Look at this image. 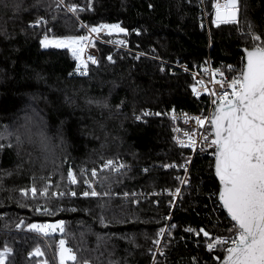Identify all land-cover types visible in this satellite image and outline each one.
I'll list each match as a JSON object with an SVG mask.
<instances>
[{
  "label": "trees",
  "instance_id": "obj_1",
  "mask_svg": "<svg viewBox=\"0 0 264 264\" xmlns=\"http://www.w3.org/2000/svg\"><path fill=\"white\" fill-rule=\"evenodd\" d=\"M73 5L80 10L70 11ZM237 20L217 25L210 16L208 32L200 22L198 0H0V252L10 250L4 264H59L57 237L81 263L216 264L215 256L225 250L209 251V238L185 231L204 229L210 238L233 233L234 223L217 202V182L206 156L195 154L191 161L189 183L168 220L175 227L166 229L159 253L155 241L170 211L168 195L159 193L154 203L121 194L178 185L181 169L163 167L184 157L172 140L170 121L135 115L143 107L204 108L205 96L191 93L192 76L171 74L169 62L192 66L209 54L237 69L241 48L254 44L246 34L264 38V0H239ZM102 24L121 25L131 48L153 52V47L165 61L93 39L97 63L84 61L82 75L78 66L83 63L70 49L40 43L46 35L78 36L86 31L83 25ZM108 157L130 165L98 173L96 186L110 195L45 199L21 193L46 180L50 193H78L81 173ZM69 168L78 176L76 185L66 179ZM43 205L55 215L35 210ZM37 220L63 221L64 232L37 235L28 227ZM37 248L43 255L31 253Z\"/></svg>",
  "mask_w": 264,
  "mask_h": 264
},
{
  "label": "snow or ice",
  "instance_id": "obj_2",
  "mask_svg": "<svg viewBox=\"0 0 264 264\" xmlns=\"http://www.w3.org/2000/svg\"><path fill=\"white\" fill-rule=\"evenodd\" d=\"M213 7L216 16L214 22L217 25L238 22L239 0H225L223 4L218 0ZM69 10L76 12L80 9L73 5L70 6ZM42 22V20L36 21L37 24ZM103 31L125 33L126 29L119 24H102L90 28V32L95 34ZM246 35H249L254 42L251 49H245L246 65L240 75L231 79L230 82L214 81L222 89H231V92L225 90L219 94L212 93L217 96V99L213 100L216 107L212 117L208 119V122L212 125L211 135L214 137L211 139L210 145L215 147V175L219 178L221 185L219 199L234 222L233 235L210 238L209 232L204 229L199 231L191 228L185 229L188 232H195L198 236L202 233L205 238H209L207 243L209 251L218 246H224L226 255L222 264H264V38L254 32ZM86 40H89V38L85 36L49 39L46 35L40 43L45 48L51 46L70 49L73 56L83 63V68L78 66V71L83 75L86 74L84 69H86L87 63L82 60L81 54L84 51L83 44ZM120 43L123 44V41H120ZM108 59L111 60V56ZM87 60L93 64L97 63L92 56H88ZM216 71L223 77V72ZM197 83L203 85L204 82L198 81ZM193 92L199 94L195 86ZM144 115H148V113ZM194 119L198 125L202 127L205 125L206 118L195 117ZM185 135L188 136L187 142L180 141V143L188 147H194L196 141L188 133H185ZM203 139L208 142L207 136H204ZM2 147L3 145H0V148ZM113 165L114 162L108 160L104 163L103 168H113ZM124 167L123 164L119 165V168ZM164 167H177V165H165ZM179 167H185V165ZM185 171H187L186 167ZM97 176V170L92 169L91 177ZM66 179L72 185L79 182L77 174L71 168L67 172ZM83 182L90 189L80 194L84 197L110 195L108 192H97L93 188L91 180ZM186 182V180H181V183ZM50 183V180H46L40 188H37L33 183L30 188L22 189L21 193L24 196L30 194L32 198L43 197L45 199L60 198L65 195L77 196L76 191L50 193ZM179 193L180 189L177 188L170 194L178 196ZM124 195L125 197L129 196L128 193ZM35 210L41 214L55 215V211L46 205L38 206ZM72 211H75V209H72ZM101 222L103 223L102 217ZM28 227L30 230H35L44 235H48L46 229L64 232L63 221L54 224L33 223ZM171 227H175V225H170L169 228ZM165 232L166 229L161 228L157 233L158 237L164 236ZM155 242L159 243V240ZM9 251L5 248L3 252H0V264H4L5 256ZM32 254L43 255L38 248ZM66 261L81 264L73 250L66 247V241L61 239L59 241V264H66ZM82 264H89V261L84 260Z\"/></svg>",
  "mask_w": 264,
  "mask_h": 264
},
{
  "label": "built area",
  "instance_id": "obj_3",
  "mask_svg": "<svg viewBox=\"0 0 264 264\" xmlns=\"http://www.w3.org/2000/svg\"><path fill=\"white\" fill-rule=\"evenodd\" d=\"M217 2L218 0H198V8L200 12V22L206 27L209 26L210 16H213V13L215 11L213 5L216 4ZM219 2L223 4L225 0H219ZM83 26L85 27L86 31L85 33H82L78 36H85L89 38V40H86L83 44L84 51L81 54L83 61L91 62L87 60V57L92 56L96 58L97 56V49L92 44L93 39L107 43L108 45L116 49H123V50L131 51L134 53V55H144V56H149V57L158 59L161 62L165 61L154 52L153 47H151L153 52H150V51L145 52L144 50L131 48L129 45L126 32L119 33V32L113 31L111 33H108L107 31H103L99 34H95V33L90 32L89 27H86L85 25ZM106 33H108V35L104 37L103 35ZM120 41H123V44H121ZM240 62H241V66H239L237 69H230V66L228 64L223 63L222 60H218V61L213 60V58L209 54H207L202 60H200L196 64H193L192 66H189L187 63L182 62V61L169 62L170 64L169 72L171 74L181 72V73H188L192 76L193 83L191 85V93L193 96L204 95L206 98V106L202 108L200 111H189V110H184L179 107H175L167 111H160V110H152L149 107H143V108H140L135 115V118L137 120H143L147 116H164L165 118H167L171 123L173 142L175 143L177 147H181L184 149V152L182 153L184 157L180 163L176 164V163L171 162V163H167L163 165V167L165 165H177V167H174V168L181 169V174L179 177L178 185L172 188L164 187L161 190H158V189L149 190L146 188H132L130 190L126 189L122 191V194H121L123 195V197H125L124 194L128 193L129 196L127 197L131 198L133 202H136L138 200H143L145 198H148V199L152 198L154 203L157 202L155 198L159 193H161L160 195H168L169 197L168 204L170 206V211L167 215V221L165 225L163 226V228L165 229H167L170 226V223H168L170 213L174 205L178 201V199L181 197L182 187L188 185L189 183V177H190L189 168H190V164H191V161L194 155L199 154V155L206 156L207 159L212 164L215 147L210 145V141L211 139H213V136L211 135L210 123L208 122V119L210 117L211 109L214 105L213 100L217 99V96L213 95L212 93L215 92L219 94L220 92L225 91V90L228 91L229 93L231 92V89H222L219 85L215 84L214 81L222 80V81L230 82L231 79L240 75L242 71V63H243L242 56H241ZM216 70L223 72V77H221ZM214 73L215 75H213ZM198 81H203L204 82L203 85L197 83ZM194 86L197 88V91L199 94L193 92ZM145 113H148V115H144ZM157 113H159V115H157ZM195 117L206 118L205 125L203 127L198 125L196 123V120L194 119ZM185 133H188L189 135H191L192 139L196 141L194 147H188L180 143V141L187 142L188 136H186ZM204 136L208 137V142H205V140L203 139ZM108 160H112L114 162V165H113V168L105 169L103 168V165ZM120 164H123L125 166L124 168H127L128 166H130L129 163L126 162L123 158L108 157L98 162L96 167L93 169H96L98 173L99 172L117 173L120 170L124 169V168H119ZM180 165H185L187 171H185V167H179ZM113 169H118V170H113ZM91 170H85L83 172L82 188L78 191L77 195H80L84 191L90 190L88 188V185L83 182L85 180H91L92 186L97 192L99 193L108 192L106 189H99L96 186L97 177H91ZM50 176L51 175L49 174V177ZM181 180H186L187 182L181 183ZM177 188L180 189L179 195L178 196L171 195L170 193L174 192L175 189ZM71 191H74V190H71ZM113 194H116V193L114 192ZM33 223L35 224H54L56 223V221L37 220V221L32 222V224ZM45 231L48 232V235L49 233L52 234L53 232L60 233L59 230L49 231L46 229ZM33 232L42 237L46 236L43 233L37 232L35 230H33ZM232 235L233 233L231 234V236ZM213 237L220 238V237H226V236L215 235ZM61 239H62L61 237H57V239L55 240L54 251L56 254L59 252V241ZM161 244H162V236L159 237V243H157L156 245L155 253L161 252ZM218 247L225 250L224 246H218Z\"/></svg>",
  "mask_w": 264,
  "mask_h": 264
},
{
  "label": "water",
  "instance_id": "obj_4",
  "mask_svg": "<svg viewBox=\"0 0 264 264\" xmlns=\"http://www.w3.org/2000/svg\"><path fill=\"white\" fill-rule=\"evenodd\" d=\"M213 18H214V20L216 19L215 11L213 13ZM251 48L252 47H242L241 48V53H242V58H243L242 70L244 69V67L246 65V51H245V49H251ZM215 107H216V105H213V107L211 109V112H210L209 119L212 117V115L214 113V110H215ZM210 130H211V133H212V125L211 124H210ZM214 153H215V148H214ZM214 165H215V156L213 155V160H212V173H213V176H214V178H215V180L217 182V193H216V197H217V200H218V202H219L222 210L224 211V213L226 214V216H228V218L231 220L230 215L228 214L227 210L223 207L222 201H220V199H219V192L221 190V185H220V182H219V178L215 175V167H214ZM225 255H226V252L221 257L215 256V260L217 261L216 264H222V261H223V258L225 257Z\"/></svg>",
  "mask_w": 264,
  "mask_h": 264
},
{
  "label": "rangeland",
  "instance_id": "obj_5",
  "mask_svg": "<svg viewBox=\"0 0 264 264\" xmlns=\"http://www.w3.org/2000/svg\"><path fill=\"white\" fill-rule=\"evenodd\" d=\"M112 25V24H111ZM49 39H53V38H49ZM72 53V52H71ZM59 221V220H58ZM58 221H56V223L58 222ZM34 251L35 250H33L31 253H34ZM56 260H58L59 261V252L56 254ZM39 264H44V263H39Z\"/></svg>",
  "mask_w": 264,
  "mask_h": 264
},
{
  "label": "bare ground",
  "instance_id": "obj_6",
  "mask_svg": "<svg viewBox=\"0 0 264 264\" xmlns=\"http://www.w3.org/2000/svg\"><path fill=\"white\" fill-rule=\"evenodd\" d=\"M203 25V24H202ZM205 28H206V30L209 32V26H205V25H203Z\"/></svg>",
  "mask_w": 264,
  "mask_h": 264
}]
</instances>
